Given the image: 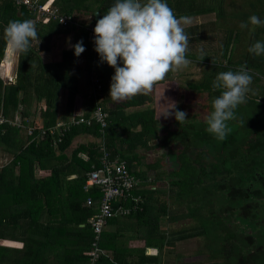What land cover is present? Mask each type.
<instances>
[{"label":"trees","instance_id":"1","mask_svg":"<svg viewBox=\"0 0 264 264\" xmlns=\"http://www.w3.org/2000/svg\"><path fill=\"white\" fill-rule=\"evenodd\" d=\"M221 2L51 0L62 14L93 8L89 26L102 36L92 43L87 24L61 27L14 0H0V61L11 34L18 37L14 81L5 85L0 81V144L10 158L0 166V264H48L50 231L63 232L52 241L62 246L64 255L55 263H86L92 240L88 220L94 208L83 202L87 196L97 200L98 194L85 192L83 185L86 173L98 164L99 147L110 159L123 160L140 182L132 195L141 198V210L130 216L146 231L144 247L157 253L136 250L133 264H160L162 249L169 253L176 241L198 236L207 239V264H235L234 260L264 264V98L243 89L247 79L264 82V55L245 57L236 67L228 64L226 55L236 40L230 29L219 48L225 65L205 54L189 55L206 67L197 82L186 84L198 96L204 95L207 120L191 114L184 120L177 102L168 122L156 117L151 101L142 110L124 111L126 103L139 106L149 100L144 92L129 94L135 89L138 93L143 85L164 92L172 73L169 56L175 50L184 55L188 41L201 39L214 24L177 28L176 22L212 12L221 18ZM138 15L143 26L146 19L152 24L140 36L135 35ZM70 31H74L71 47L61 50L56 61L43 63L38 55L41 48L47 50L52 37ZM160 31L170 34L165 41L171 44L158 45L163 39ZM149 40L156 43L154 54L140 55L134 46ZM33 41L39 48L31 47ZM122 42L125 45L119 49ZM64 91V112L69 115L59 123L57 106ZM77 95L83 97L84 111L70 115ZM174 97L173 93L170 99ZM118 98L121 101L114 104ZM97 106L107 115L103 129L91 117ZM79 119L82 123L75 124ZM169 123L174 127L169 128ZM79 134L91 135L98 143L78 144L65 158L62 152ZM152 149L167 152L165 172L153 163L145 164L147 172L139 168L142 153ZM80 152L87 156L85 161L78 157ZM34 169L44 175L39 172V178L34 177ZM148 171L154 172L152 177L146 176ZM70 173L74 179L64 185ZM179 217L190 218L189 227L169 229L166 223ZM101 241L100 235L102 250ZM104 258L102 254L97 264ZM114 259L109 263L118 264Z\"/></svg>","mask_w":264,"mask_h":264},{"label":"rangeland","instance_id":"2","mask_svg":"<svg viewBox=\"0 0 264 264\" xmlns=\"http://www.w3.org/2000/svg\"><path fill=\"white\" fill-rule=\"evenodd\" d=\"M51 0H46L48 4ZM201 4H207L209 0H200ZM219 12H221L222 17L217 18L215 12L206 13L199 15L193 18H184L179 19L176 22L177 28L189 27L192 25L203 26L202 24H209L214 22L211 30L209 31L210 26L207 30H202L203 34L201 39L196 37V40H189L188 45L184 46V55H180L175 50L168 62L171 63L172 73L170 75V80L165 82V85L171 87V93L175 94L178 109L184 115V120L190 117V114L199 121H204L208 119L209 109L208 103L205 101L204 95H197L193 91H190L187 86V82H197L203 74V71L206 70V67H203L202 63H198L193 57L189 56L190 54H205L209 58H216L218 61H221V64H226V59L221 58L219 48L222 43L225 33L230 29L233 31V34L236 33V40L233 42V45L229 48V52L226 55L228 56V64L232 66H239L243 62L245 57H261L264 55V0H222ZM87 12H73L74 21L78 24H91V10ZM76 19V20H75ZM137 21L139 18L136 19ZM135 20V22H136ZM134 23V19H133ZM137 23V22H136ZM143 26V32L147 33L150 30L151 22L146 19V23ZM132 25V24H131ZM196 31V30H195ZM225 31V32H224ZM66 36V40L63 41L62 38L54 41V48L52 51V60L57 59L60 51L64 48H69L72 45L74 31H70ZM159 39L161 40V46H166L171 44L166 42L165 39L170 37V34L167 31H160ZM129 36L131 33L129 32ZM193 36H197V33H194ZM198 39V40H197ZM61 40V41H60ZM167 40V39H166ZM151 44L153 46V41ZM57 44V47L55 46ZM156 44V43H155ZM172 46H174L172 44ZM33 49L39 48L38 42L33 41L31 43ZM177 46H175L176 48ZM151 48V45H150ZM154 48V47H153ZM52 49V48H51ZM49 60L48 54L43 55ZM47 56V57H46ZM10 63L7 68L15 69L17 64V57L13 54L12 59L9 60ZM208 67V66H207ZM175 74V75H174ZM255 74V73H254ZM256 75V74H255ZM173 80L176 81L173 83ZM172 83H169L171 82ZM175 84V85H174ZM168 87V88H170ZM188 89V90H187ZM244 92H250L251 94H258L260 97L264 98V82H256L247 79L243 82ZM177 91V92H176ZM176 92V93H175ZM165 94V93H162ZM63 96H66L65 91ZM168 97V96H167ZM162 117H157L161 119L162 122H168L171 117V112L165 110V108L159 109ZM169 114V115H168ZM182 121V120H181ZM174 125L169 123V128H173ZM214 128V124H213ZM169 147V146H168ZM141 151H138V153ZM142 153V152H141ZM167 152L163 150H147L142 153L141 167L142 171H146L145 164H156L157 169H161L164 172L167 170V165L169 159L166 156ZM149 173L146 176H153V171H148ZM165 187V184L163 185ZM170 202V200H169ZM168 202V203H169ZM171 210L173 211L174 206L170 205ZM162 221V219H159ZM192 220L190 218H177L176 220L167 222V226L171 230H177L180 228H187L191 224ZM205 238L203 237H193L189 239H184L181 241H176L172 244L170 252L166 253V248L162 249L160 254V264H207L204 249L207 245ZM18 244L17 242H14ZM157 253V252H156ZM155 253V254H156ZM149 254V253H148ZM253 256V254L248 255ZM235 264L237 262L234 260Z\"/></svg>","mask_w":264,"mask_h":264},{"label":"built area","instance_id":"3","mask_svg":"<svg viewBox=\"0 0 264 264\" xmlns=\"http://www.w3.org/2000/svg\"><path fill=\"white\" fill-rule=\"evenodd\" d=\"M14 3L35 13L38 18L55 20L61 27L77 26L78 24L74 21L73 14H62L55 6L43 0H14ZM137 18L139 20H136L137 23L135 22V35L140 36L143 33V21L139 15ZM86 32L90 42L98 43L101 40V33L94 27L87 26ZM123 45L125 43H119L118 48L121 49ZM154 45L152 46L151 41H139L134 48L140 55L154 54L152 50ZM170 58L169 60H171ZM14 78L15 76H9L5 78V81L6 83H12ZM91 117L99 125L100 129L106 126L107 115L102 112L100 107L97 106L94 109ZM1 122L2 119H0ZM78 123H82V119L75 122V124ZM99 154L97 166L91 167L86 173L83 185L84 191L92 189L98 194L96 201L89 196L85 199V205L94 208L93 214L88 220L92 240L88 248L85 264H97L99 257L103 254L98 240L107 221L111 218L125 217L136 211L138 212L141 210L142 204V200L138 195H132V192L139 188L140 182L128 171L126 163L117 158L110 159L103 147H99Z\"/></svg>","mask_w":264,"mask_h":264},{"label":"crops","instance_id":"4","mask_svg":"<svg viewBox=\"0 0 264 264\" xmlns=\"http://www.w3.org/2000/svg\"><path fill=\"white\" fill-rule=\"evenodd\" d=\"M66 36L68 38V35H66ZM66 36H63V35L57 36L56 39L59 40L60 38H62L64 41V40H66ZM54 41H56L55 36L51 38L49 45L47 47V50L41 48V50H43V51H40L38 53V55L40 56L43 63L54 62L58 59L57 58V59L52 60V56H53L52 51H53V49H55L54 48V44H55ZM55 46L57 47V44ZM17 48H18V37L15 34H11L10 38L7 40V43L5 45L3 58L0 61V81H1L2 85L6 84V81H5L6 77L15 76V69L13 71L12 67L7 68L6 66L9 65V63H10L9 60L12 59L13 54H15L17 57ZM63 49H68V48L63 47ZM60 51H57V52L60 53ZM45 54L49 55L48 56V58L50 57L49 60L47 58L45 60V57L43 56ZM15 68H16V66H15ZM174 82H176V81L173 80V83ZM169 83H172V81ZM165 86L167 88L163 87L164 92L159 91L158 89L154 90L152 86L151 87L148 86V88H146L147 86H144V85L140 87V89H139L140 91L138 93L136 92V89L134 91L130 92L129 93L130 95H133L135 93L140 94V92L141 93L144 92L145 94H148L147 96H148L149 100L145 99L144 103L139 105V106H134L131 103H126L125 105L127 106V108L124 107L125 113L128 111L131 112L133 110H142V109L146 108L147 106L151 105L154 108L156 117H162V116H160L161 113L158 112L159 109H161V108L162 109L165 108V110L171 112V117H172L175 113V110H176L175 104L177 102L176 98H178V97H174L173 99H170V96H172L173 92L171 93V87L170 86H168V85H165ZM168 87H170V88H168ZM80 90H81V86H80ZM82 90H84L83 86H82ZM0 93H1V91H0ZM162 93H165V94H162ZM59 97L60 98L63 97V92L61 94H59ZM119 101H121V99L118 98L117 100L114 101V104H118ZM150 101H151V104L148 105L150 103ZM83 104H84L83 97L81 95L75 96L73 98V106L71 108L70 115L71 114L72 115L73 114H80L81 112H83L84 111ZM64 109H65V96H64L63 101H62V99H60L58 106H57V113H58L57 114V121L59 123L62 122V120H63L62 118H66L69 115V113L67 114L64 112ZM87 143H95L96 144V143H98V140L95 139L94 137H92L91 135L79 134L72 139L69 147L66 150H64L62 152V154L64 155L65 158H68L70 151L76 145L87 144ZM5 148L6 147L3 144H0V166H2V164H4L5 161H8L10 159L9 155L5 151L6 150ZM78 157L83 161H85L87 158L85 153H81V152L78 153ZM38 173L41 176L44 175V172L40 171L39 169L33 170L34 177L39 178ZM46 174H48V172H46ZM73 179H74V174L73 173L68 174L64 178V181H63L64 185L68 181H71ZM36 187H38V184H36ZM90 191L95 192L92 189H90ZM63 193H64V191L62 192V194ZM86 198L87 197H85V199ZM85 199L83 202L84 205H85ZM54 201L52 202L53 205H55ZM94 201H96V200H94ZM61 202H62V204L65 203L64 198ZM134 218L135 217L133 215L132 216L129 215V216H125V217L111 218L107 221L105 227L103 228L102 234H101L102 241H101L100 245L102 247V251H103V254L105 257L102 264H110L109 261H112L113 258H116V260L115 259L114 260L117 261L118 264H123V263L133 264L136 261V258H137L136 250L145 248L144 247V239H142V238L146 235L145 234L146 231L144 229L140 230L141 228H139V226L137 225V222ZM82 226L83 225H79V227H82ZM59 233L62 234L63 232L57 233L56 231L55 232L50 231L48 233L49 239H52V241L57 240V238L60 237ZM52 241H50L51 242L50 250H49L50 252H48L46 254V256L48 258V264H57L55 262L59 261L58 257H61V256L63 257L64 255H63V251H62V246L61 247L57 246V244L54 245V243ZM149 251H153L154 253H149ZM156 252L157 251L155 249H151V248H145L144 249V253L146 255H155Z\"/></svg>","mask_w":264,"mask_h":264},{"label":"water","instance_id":"5","mask_svg":"<svg viewBox=\"0 0 264 264\" xmlns=\"http://www.w3.org/2000/svg\"><path fill=\"white\" fill-rule=\"evenodd\" d=\"M93 17H94V20H97L98 19V12H93Z\"/></svg>","mask_w":264,"mask_h":264}]
</instances>
